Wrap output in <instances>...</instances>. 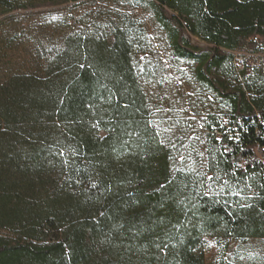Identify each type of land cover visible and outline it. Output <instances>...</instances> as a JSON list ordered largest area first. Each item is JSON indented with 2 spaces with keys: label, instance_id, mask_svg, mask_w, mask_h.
Listing matches in <instances>:
<instances>
[{
  "label": "trees",
  "instance_id": "obj_1",
  "mask_svg": "<svg viewBox=\"0 0 264 264\" xmlns=\"http://www.w3.org/2000/svg\"><path fill=\"white\" fill-rule=\"evenodd\" d=\"M86 1L0 0V264H207L209 238H264V63L234 54H264V0H140L229 107L206 169L153 121L133 7L88 31L49 15Z\"/></svg>",
  "mask_w": 264,
  "mask_h": 264
},
{
  "label": "rangeland",
  "instance_id": "obj_2",
  "mask_svg": "<svg viewBox=\"0 0 264 264\" xmlns=\"http://www.w3.org/2000/svg\"><path fill=\"white\" fill-rule=\"evenodd\" d=\"M132 7L145 21L150 40L151 50L140 56V63L150 68L159 67L156 79L150 77L147 81L154 108L153 121L164 139L177 148L179 161L206 169L215 145L209 128L217 120H226L229 107L197 81L194 62L173 54L166 31L151 8L140 0L125 3L88 0L71 9L61 10L57 7L52 12L48 11L51 13L49 15L68 17L74 28L88 31L107 22L118 10ZM42 11L20 12L22 16L19 18L36 20L46 15ZM193 41L197 45H204L198 38H193ZM213 182L217 183V179ZM206 253L207 264H264V238L238 241L209 238Z\"/></svg>",
  "mask_w": 264,
  "mask_h": 264
},
{
  "label": "built area",
  "instance_id": "obj_3",
  "mask_svg": "<svg viewBox=\"0 0 264 264\" xmlns=\"http://www.w3.org/2000/svg\"><path fill=\"white\" fill-rule=\"evenodd\" d=\"M257 40V38H255ZM235 54V63L238 66V68H245L250 67L253 64H259L263 60L264 63V54H261L260 52H252L249 50L245 51H236ZM231 137L233 135L229 130H225Z\"/></svg>",
  "mask_w": 264,
  "mask_h": 264
},
{
  "label": "snow or ice",
  "instance_id": "obj_4",
  "mask_svg": "<svg viewBox=\"0 0 264 264\" xmlns=\"http://www.w3.org/2000/svg\"><path fill=\"white\" fill-rule=\"evenodd\" d=\"M217 139H220V137H217ZM211 179V178H210Z\"/></svg>",
  "mask_w": 264,
  "mask_h": 264
}]
</instances>
